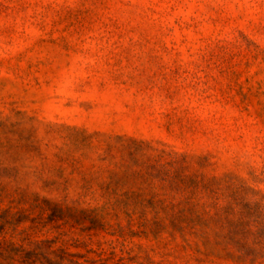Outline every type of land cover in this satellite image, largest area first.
<instances>
[{
    "label": "rangeland",
    "instance_id": "1",
    "mask_svg": "<svg viewBox=\"0 0 264 264\" xmlns=\"http://www.w3.org/2000/svg\"><path fill=\"white\" fill-rule=\"evenodd\" d=\"M0 264H264V0H0Z\"/></svg>",
    "mask_w": 264,
    "mask_h": 264
}]
</instances>
